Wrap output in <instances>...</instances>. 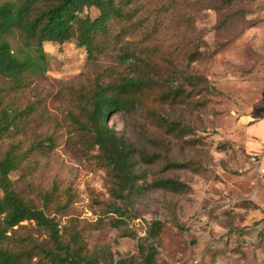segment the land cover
<instances>
[{"label": "rangeland", "instance_id": "374dc122", "mask_svg": "<svg viewBox=\"0 0 264 264\" xmlns=\"http://www.w3.org/2000/svg\"><path fill=\"white\" fill-rule=\"evenodd\" d=\"M124 11L129 15L111 19L108 34L96 39L103 50L94 59L74 39L46 41L44 60L25 72L23 87L12 89L0 75V94L24 121L20 133L0 140V152L13 141L21 150L36 146L10 172L12 188L55 218L64 242L78 231L101 264H140L138 242L153 219L162 222L157 264H264V211L254 206L251 160L261 152L248 147L246 133L264 115V0H133ZM82 15L93 19L99 11ZM7 38L14 52L34 54L17 33ZM134 75L158 85L141 105L111 112L107 123L133 148L139 184L168 178L178 186L119 198L116 175L92 141L88 97L96 83ZM180 85L190 91L183 101L158 99ZM143 153L159 157L147 163ZM168 161L181 167L165 169ZM115 206L127 215L118 227L107 213ZM21 224L8 232L6 247L17 250L28 237L49 244L34 221ZM24 264L51 263L35 255Z\"/></svg>", "mask_w": 264, "mask_h": 264}, {"label": "trees", "instance_id": "16d2710c", "mask_svg": "<svg viewBox=\"0 0 264 264\" xmlns=\"http://www.w3.org/2000/svg\"><path fill=\"white\" fill-rule=\"evenodd\" d=\"M133 0H0V75L10 81L9 87L18 89L25 84V72L40 66L44 60L43 43L52 41L63 43L75 40L78 47L86 50L87 57L94 59L103 50L98 44V37L108 34V22L114 18L129 15L124 7ZM231 3L233 0H225ZM95 7L99 15L91 19L82 15L84 9ZM17 33L24 46L30 50H12L9 34ZM126 51L124 56H128ZM123 56V57H124ZM158 81L149 76H128L117 83H96L88 99V126L92 133V141L102 150L105 163L116 175V187L113 189L119 198H126L135 193H141L151 187L175 190L178 184L168 178H159L152 183L142 185L138 180L143 174L135 170L132 159L133 148L114 128L107 123L108 115L113 111L131 109L141 105L145 93L154 89ZM190 91L177 86L158 95L160 100L173 102L183 101ZM0 94V140L11 138L24 126L22 111L17 110L12 103L4 101ZM36 146L30 145L21 150L19 142H10L9 146L0 152V264H24L33 256L38 255L51 264H101L92 257L83 244L80 233L74 230L68 241L62 240L58 224L54 217H48L40 208L26 202L12 188L10 172L20 167L21 162ZM158 153H143L140 160L154 162ZM181 164L168 161L164 168H180ZM50 198V193L45 199ZM255 207L257 205H254ZM116 217L110 219V225L118 227L127 215L120 207H113L107 213ZM23 221H34L47 231L49 244L35 242L27 238V243L17 250H11L4 245L9 237L8 232L16 226H23ZM162 228L159 219L147 223L146 236L138 242L140 264H157L156 237ZM65 231V230H64ZM140 240V239H139ZM103 264H133L132 258L120 259L115 263Z\"/></svg>", "mask_w": 264, "mask_h": 264}, {"label": "crops", "instance_id": "0c3cea01", "mask_svg": "<svg viewBox=\"0 0 264 264\" xmlns=\"http://www.w3.org/2000/svg\"><path fill=\"white\" fill-rule=\"evenodd\" d=\"M247 144L251 149L261 152L260 168L264 169V115L254 122L246 124ZM249 139H252L251 141ZM254 202L259 211H264V172L257 170V183L254 192Z\"/></svg>", "mask_w": 264, "mask_h": 264}, {"label": "built area", "instance_id": "2783aa9c", "mask_svg": "<svg viewBox=\"0 0 264 264\" xmlns=\"http://www.w3.org/2000/svg\"><path fill=\"white\" fill-rule=\"evenodd\" d=\"M251 160L255 161V163L257 162V170H259L260 172H264V169L260 168V166H259V164H260V155L257 154V160H256V157L252 156Z\"/></svg>", "mask_w": 264, "mask_h": 264}]
</instances>
